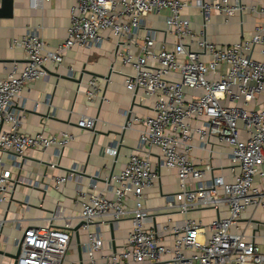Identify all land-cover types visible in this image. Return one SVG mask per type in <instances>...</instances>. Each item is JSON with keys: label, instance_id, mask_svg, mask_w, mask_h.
Returning <instances> with one entry per match:
<instances>
[{"label": "built area", "instance_id": "1", "mask_svg": "<svg viewBox=\"0 0 264 264\" xmlns=\"http://www.w3.org/2000/svg\"><path fill=\"white\" fill-rule=\"evenodd\" d=\"M188 5L186 0H76L69 9L67 35L57 46L48 47L34 32L11 40V48L21 49L25 62L12 63L6 75H0V126L8 124L0 132V155L11 154L17 168L26 150L54 148L59 155L75 138L67 132L57 136L20 132L21 118L13 106L25 85L46 77L47 65L61 66L68 51L101 47L105 32L116 37L115 56L131 70L125 88L134 95L140 91L139 101L153 105L152 115H127L126 128L140 127L134 151L104 190L97 191L94 184L77 189V217H65L64 209L57 207L41 226H18L21 237L14 241V264H264V252L246 239V228L238 225L249 208L264 212V23L254 26L250 39L219 46L207 41L204 32L198 37L192 31L183 17ZM195 6L204 28L211 13L227 21L243 11L256 12L239 0H196ZM163 11L167 12L165 33L173 38L168 46H158L157 32L143 24L148 15ZM258 11L264 14V7ZM73 76L69 69L68 77ZM99 92L96 79H90L87 99ZM95 124L94 118L83 116L76 126L90 131ZM195 148L207 151L209 159L215 152L227 157L229 177L216 174L211 162L198 168L192 160ZM154 150L158 164L147 156ZM116 152V148L106 150L111 156ZM161 167L175 173L177 187L164 195L158 211L162 214H154L157 211L145 207L144 196L158 181ZM76 173L73 167L57 176L53 188L60 190ZM10 179L0 157V203L10 193ZM207 209L217 214L207 225L190 217ZM221 210L226 213L223 218ZM158 215L166 221L157 222ZM172 215L183 219L172 220ZM74 219L83 229L117 225L124 219L131 226L122 245L107 252H102L101 233H88L85 260L66 261ZM59 221L62 226L54 227Z\"/></svg>", "mask_w": 264, "mask_h": 264}, {"label": "crops", "instance_id": "2", "mask_svg": "<svg viewBox=\"0 0 264 264\" xmlns=\"http://www.w3.org/2000/svg\"><path fill=\"white\" fill-rule=\"evenodd\" d=\"M75 1L50 0L31 6L29 0H12V16L0 17L2 77L12 63L21 65L25 62L23 51L11 48V40L34 32L44 39L48 47L57 46L67 35L69 9ZM186 1L189 5L184 10L183 17L190 21L192 31L198 37L204 32L207 41L219 46L250 39L254 26L264 23V14L258 11L264 7V0H239L244 5L255 7L256 12L243 11L227 21L222 15L211 13L205 28L200 10L195 6L196 0ZM166 16L167 12L163 11L158 15H148L143 21L146 28L157 32L158 46H168L173 42V38L165 33ZM143 31H139V36L143 35ZM104 35L106 40L101 47L75 48L67 52L61 66L47 65V76L27 83L13 106V111L21 118V133L34 135L44 132L57 136L61 132H67L75 138L59 155L54 148L46 151L26 150L17 160L20 162L18 168L13 166L11 154L1 153L3 168L10 172L11 188L9 187L7 200L0 203V264H14V241L21 237V232L18 231L20 224L22 227L41 226L44 219L49 218L57 207L64 209L65 217H77L80 210L76 202L77 189L82 187L85 190L90 184H94L97 191L104 190L109 179L120 173L129 154L134 151L140 127L135 124L126 128L127 115L131 113L142 117L153 114L150 101H139L140 91L134 95L125 88V76L131 70L123 66L115 56L116 37L109 32ZM69 69L73 71V78L68 77ZM92 78L96 79L100 92L94 99L88 100L85 89ZM83 116L96 120L93 130L85 131L76 126ZM7 129L8 124L0 126V132ZM108 148H116V155H108ZM218 150L219 148L215 149ZM147 156L152 163H159L157 151L154 150ZM209 158V153L200 148H195L192 153V160L198 168L202 169L204 163L211 162L216 168V174L228 178L229 159L218 152ZM73 167L77 169L73 179L66 182L60 190H55L54 178L69 173ZM262 170L264 171V166ZM255 180L259 182L258 178ZM176 187L175 173L161 167L158 181L145 192V207L151 212L157 211L154 214H162L158 211L164 205V195L175 191ZM106 194L109 199L113 198L111 193ZM219 215L223 218L226 213L221 210ZM216 216V212L209 209L190 215L192 218L201 219L204 225ZM170 218L175 221L183 219L180 215H172ZM156 220L165 222L166 217L158 215ZM79 223L74 219L68 231L71 241L66 261L85 260L83 244L87 241L88 233L99 231L104 240L102 252H107L122 245L131 226L130 221L124 219L117 225H88L87 229L80 228L74 232L72 229ZM62 224L59 221L53 223V226L61 227ZM238 225L241 229L246 228V239L264 252V212L249 208L241 216Z\"/></svg>", "mask_w": 264, "mask_h": 264}, {"label": "water", "instance_id": "3", "mask_svg": "<svg viewBox=\"0 0 264 264\" xmlns=\"http://www.w3.org/2000/svg\"><path fill=\"white\" fill-rule=\"evenodd\" d=\"M12 0H0V17H11L12 10H11ZM22 165V164H21ZM82 227V223H79L75 228L72 230L74 232L78 231ZM111 237H113L111 231ZM14 259L17 258V254L13 256Z\"/></svg>", "mask_w": 264, "mask_h": 264}, {"label": "rangeland", "instance_id": "4", "mask_svg": "<svg viewBox=\"0 0 264 264\" xmlns=\"http://www.w3.org/2000/svg\"><path fill=\"white\" fill-rule=\"evenodd\" d=\"M259 210H261V209H259ZM262 211V210H261ZM208 217V216H207Z\"/></svg>", "mask_w": 264, "mask_h": 264}]
</instances>
